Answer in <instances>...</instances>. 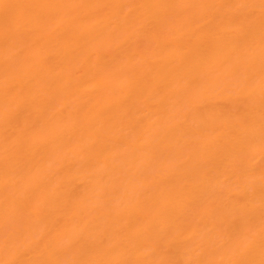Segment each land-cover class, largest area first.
Returning <instances> with one entry per match:
<instances>
[{
	"label": "bare ground",
	"instance_id": "bare-ground-1",
	"mask_svg": "<svg viewBox=\"0 0 264 264\" xmlns=\"http://www.w3.org/2000/svg\"><path fill=\"white\" fill-rule=\"evenodd\" d=\"M0 264H264V0H0Z\"/></svg>",
	"mask_w": 264,
	"mask_h": 264
}]
</instances>
